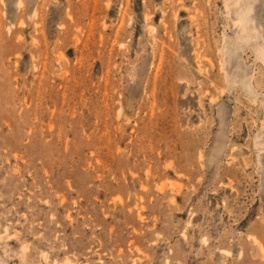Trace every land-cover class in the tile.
Returning <instances> with one entry per match:
<instances>
[{
	"label": "rangeland",
	"instance_id": "374dc122",
	"mask_svg": "<svg viewBox=\"0 0 264 264\" xmlns=\"http://www.w3.org/2000/svg\"><path fill=\"white\" fill-rule=\"evenodd\" d=\"M0 264H264V0H0Z\"/></svg>",
	"mask_w": 264,
	"mask_h": 264
}]
</instances>
